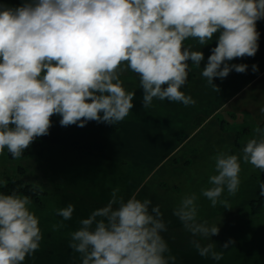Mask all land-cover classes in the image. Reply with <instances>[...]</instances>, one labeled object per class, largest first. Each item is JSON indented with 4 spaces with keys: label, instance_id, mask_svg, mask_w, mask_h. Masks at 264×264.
Listing matches in <instances>:
<instances>
[{
    "label": "clouds",
    "instance_id": "clouds-1",
    "mask_svg": "<svg viewBox=\"0 0 264 264\" xmlns=\"http://www.w3.org/2000/svg\"><path fill=\"white\" fill-rule=\"evenodd\" d=\"M261 19L264 0H29L15 8L0 5V153L6 148L20 158L37 137L49 134L53 115L62 117L63 127L123 121L135 96L120 78L128 69L139 76L145 109L154 98L195 104L181 88L188 81L187 62L200 68L204 54L185 45L189 38L200 48L219 32L201 71L219 92L214 77L223 80L232 70L245 73L248 68L228 62L257 53L256 22ZM252 71L258 72V66L252 65ZM260 111L264 114V107ZM256 133L242 155L223 150L213 157L217 174L209 176L211 187L201 189L212 207L230 209L228 200L220 198L225 189L229 196L238 192L241 160L264 173V130ZM118 193L114 188L108 203L70 233L69 247L79 253L80 264H175L162 236L168 227L160 206L135 195L125 201ZM198 199L196 193L184 195L173 215L194 237L211 240L220 229L197 221ZM31 204L26 195L0 194V264H22L39 250L43 236ZM74 210L69 203L57 215L70 220ZM233 243L229 239L223 248ZM193 244L201 257L223 258L212 241Z\"/></svg>",
    "mask_w": 264,
    "mask_h": 264
},
{
    "label": "rangeland",
    "instance_id": "rangeland-1",
    "mask_svg": "<svg viewBox=\"0 0 264 264\" xmlns=\"http://www.w3.org/2000/svg\"><path fill=\"white\" fill-rule=\"evenodd\" d=\"M0 2H29V0H0ZM120 78L126 91H135L134 106L123 121L115 125L90 121L84 127L77 125L63 127L59 123L62 117L53 115L49 134L37 137L29 146L28 155L23 152L20 158L14 159L6 148L0 153V184L17 174L27 181L40 184L42 189L52 190L56 184L58 186L64 184L63 180L73 173L76 178L69 177L67 181L74 189L81 187V183H85L82 186L85 189L100 186L99 196L96 199L101 207L108 203L114 188H119L118 195L125 201L134 195L137 199L144 200L145 196L140 193L141 190L144 192L160 190L169 194L168 191L174 189L175 192L193 193L194 186L184 184L186 175L183 174V169L186 168L184 164L188 165L189 162L183 159L185 151L182 149H187L190 143L178 151L177 147L190 135L195 125L200 126L205 121L204 115H197L198 113H210L214 117L228 110L227 106L221 109L212 102L209 107L212 109L218 107L206 112L208 106L198 107L195 104L184 106L181 102L160 101L154 98L152 106L145 109L142 103L143 89L139 88V76L128 69L121 73ZM204 90L207 92L208 89L204 88ZM181 91L191 96L194 88L186 86L182 87ZM244 116L248 115L245 113ZM231 119L232 124L236 123L237 127L251 126L254 123L251 117H247L244 121L240 115ZM119 126L124 128L122 134L118 130ZM206 129L209 128L202 129V135L206 134ZM160 130L167 131L162 136L167 137L170 134L172 139L158 135ZM92 133H97L99 140L97 136L92 139ZM158 136L163 141L158 142ZM88 138L91 140L89 141ZM160 143L164 144L160 145ZM133 157L135 160L130 163ZM179 166L183 173L178 174L179 172L173 171ZM196 171L197 169L194 172ZM197 178V175L192 174L191 180L188 181L193 182ZM178 180H183V183H179ZM102 195H106L104 199ZM163 197H158L161 203ZM88 199L94 203L90 195ZM250 201L236 200L233 210L220 214L211 223H207L209 227L218 225L220 231L218 235L212 236L211 240L204 238L203 245L214 242L215 250L223 252L221 260L201 257L195 246L175 248L169 245L170 254L176 258L175 264H264V208L260 212H254L247 205ZM81 202L86 200L81 199ZM237 204L245 205L240 207ZM229 239L234 243L224 249L223 245ZM184 249L188 251L185 252ZM191 252H195L194 257Z\"/></svg>",
    "mask_w": 264,
    "mask_h": 264
},
{
    "label": "crops",
    "instance_id": "crops-1",
    "mask_svg": "<svg viewBox=\"0 0 264 264\" xmlns=\"http://www.w3.org/2000/svg\"><path fill=\"white\" fill-rule=\"evenodd\" d=\"M24 3L26 2H0V5L15 8ZM256 28L260 33L257 53L254 57H238L228 62L229 64H246L248 68L245 73H237L235 70H232L223 80L214 77L213 83L219 88V92L214 91L212 86L207 83V79L201 76V71L207 64L208 57L212 54L211 49L217 46L219 32L214 34L213 39L208 44L200 48L199 45L196 44V41L191 38L185 41L186 46L191 44L193 45V50H200L204 54V60L201 61L200 68H196L190 60L187 62L190 71L188 81L183 87L191 86L194 88L191 97L195 100V105L198 107H200V105L209 107L213 102V104L216 103V105L219 106L217 107L221 109L227 106L228 110H225L226 113L231 112L236 114V116L229 117L230 119L237 118L239 115L243 116L246 113L248 115L247 117H251L253 122L257 125L264 120V114L260 111V109L264 107V19L256 22ZM254 64L258 66V72L252 71V65ZM204 88L208 89L207 92H205ZM201 102H203V104H201ZM217 107L213 109L209 107V109L205 111H213ZM199 114L204 115L205 121L201 123L200 126L194 124L195 127L190 131V135L177 147L178 151L181 150L184 145L186 146L190 143L187 149H182L185 151L183 153V159L187 160L189 164H184V167H186L183 169L184 173L182 172L181 166H179L178 169H173V171H176V173L179 172L178 174L183 173L186 175L184 184H192L194 186L193 193H196L199 197L197 201L199 206L197 221L211 223L219 217L220 214H225L233 210L236 200H252L261 196L260 184L264 183V173L254 168L250 163H244L241 160V172L239 174L241 184L238 192L235 196H229L225 189V192L220 198L228 200L230 209H226L219 204L216 207H212L211 202L202 196L199 190L211 187L208 182L209 176L217 174L215 172V161L213 157L218 151L223 150H228L229 154L242 155V149L246 146L248 140L237 146L235 128L238 127L235 125L236 123H231L230 129L225 131L220 127V122L217 118L218 115L212 117L213 115L210 113L204 114L201 112L197 115ZM193 120H195V117ZM206 127L209 129H206V134L202 135V129ZM118 130L120 134H122L124 128L119 126ZM112 132L114 133V131ZM164 132L167 133V131L160 130L157 134L162 136ZM96 136L98 139V134L92 133L91 137L94 139ZM164 136L165 135L162 137ZM165 139L171 140L172 135L169 134L167 137L165 136ZM88 140L90 141L91 139L88 138ZM157 141L163 140H160L158 136ZM120 142L119 145H121ZM175 142L177 141L175 140ZM161 144L164 143H160V145ZM130 160L131 163L135 159L133 157ZM120 161L123 162L121 159ZM186 169L187 172H185ZM196 169L197 171L194 172ZM192 174L197 175L198 178L194 179L193 182H189L188 180H191ZM69 177L73 179L76 178L73 173H70L66 180L60 177L64 182V184H61V189L46 195L42 205L31 200L32 204L29 207L39 219L38 226L41 229L43 239L40 242L39 250L36 251L33 256H26L25 261L22 262L23 264H80L79 253L74 252L69 247L70 233L80 227V220L87 218L92 211L101 207L96 199L97 196H99L100 186H93L94 189H85V187L82 188L85 183H81V187H76V189H74L67 181ZM57 178L59 179V177H56V179ZM178 182L183 183V180H178ZM197 187L199 189L196 190ZM168 192L170 193L167 194L166 191L160 190L140 191V193L145 196V199H150L152 201L153 206H160L163 218L168 227V231L162 233V236L170 246L175 248H189V246H194V240L203 245L202 240H204V238L199 236L194 237L190 232L184 229L181 222L173 215L174 208L178 206L181 198L186 195L185 191L175 192L174 189H172ZM89 195L90 198L94 199V203L89 201ZM104 196L106 195H102L103 199L105 198ZM157 196H164L162 198V203ZM81 199H85L86 202H81ZM69 203L75 206V210L70 220H64L63 217L57 215V210L66 207ZM238 204L237 206L241 207L246 203L242 205ZM61 224L63 225L62 227H53L54 225ZM184 251L187 252L188 250L184 249ZM191 255L194 257L195 252H191Z\"/></svg>",
    "mask_w": 264,
    "mask_h": 264
},
{
    "label": "trees",
    "instance_id": "trees-1",
    "mask_svg": "<svg viewBox=\"0 0 264 264\" xmlns=\"http://www.w3.org/2000/svg\"><path fill=\"white\" fill-rule=\"evenodd\" d=\"M222 113H225V115H220ZM222 113H220L217 116V118L219 119L220 127L223 130L228 131L232 123L229 117L236 116V114L231 112L230 113L222 112ZM241 117L244 119V121L245 119H247V117H245L244 115ZM257 128L264 130V121L258 125L253 123L251 126L243 125L242 127L235 128L236 145L239 146L241 143H243L246 140L257 138L258 135L256 133ZM29 153H30L29 148L24 150L25 155H28ZM53 189L52 190L42 189L40 184L27 181L26 178L17 174L15 176H11V178L9 177L7 182L0 184V194L9 195L12 193H16L21 196L26 195L39 205L43 204V199L46 195L61 189V186H58L56 184V186ZM247 205L250 208H252L254 212H260L264 208V196H259L258 198L251 200Z\"/></svg>",
    "mask_w": 264,
    "mask_h": 264
}]
</instances>
